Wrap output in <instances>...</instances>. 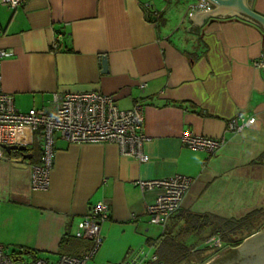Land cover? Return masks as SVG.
<instances>
[{
  "label": "crops",
  "instance_id": "crops-1",
  "mask_svg": "<svg viewBox=\"0 0 264 264\" xmlns=\"http://www.w3.org/2000/svg\"><path fill=\"white\" fill-rule=\"evenodd\" d=\"M2 1L0 48L12 53L0 60L1 87L16 108L49 107L54 92L110 94L123 109L142 102L148 155L138 161L113 142L58 139L45 190L31 187L41 158L36 136L28 157L0 159V243L7 251L28 249L49 261L85 253L91 242L74 237L76 224L103 201L108 219L87 263L156 253L162 233L148 222L146 206L161 188L141 190L138 180L191 178L181 211L229 217L264 208V68L252 63L264 54L259 25L233 13L189 30L194 0H25L16 8ZM243 3L264 15V0ZM237 113L255 122L228 130ZM185 131L225 142L207 156L180 141Z\"/></svg>",
  "mask_w": 264,
  "mask_h": 264
},
{
  "label": "built area",
  "instance_id": "built-area-1",
  "mask_svg": "<svg viewBox=\"0 0 264 264\" xmlns=\"http://www.w3.org/2000/svg\"><path fill=\"white\" fill-rule=\"evenodd\" d=\"M25 0H3L8 8H16ZM198 6H208L206 0H198ZM58 40L56 37L55 41ZM52 47L57 49V42ZM12 52L0 48V60ZM258 68H264V54L252 61ZM145 82L139 87L144 90ZM144 105L135 102L132 107L123 109L117 105L110 94L97 91L77 93L54 92L49 107L30 108L20 111L14 104L13 95L4 92L0 76V159H12L3 145H33L35 136L40 137V163L32 165L31 187L33 190H45L49 184V175L54 162L56 141L70 143L113 142L123 154L138 161L148 160L143 145L146 136L142 133ZM255 122L254 116L246 117L237 113L227 121L228 130L239 132ZM180 141L193 149L203 151L207 156L214 154L225 142L224 136L212 138L194 135L185 131ZM13 160V159H12ZM141 190L161 188V192L152 203L147 204L148 222L158 226L164 233L171 216L180 208L185 194L190 189L192 180L188 176L174 174L170 177L135 182ZM109 209L105 202L96 201L89 212L76 224L74 237L89 240L91 245L81 255L61 254L56 261L43 257L23 260L26 254L9 253L0 243V264H87L98 250L102 237L100 225L108 219ZM205 244L209 248L222 247L218 236H210ZM117 264H163L155 252L140 249Z\"/></svg>",
  "mask_w": 264,
  "mask_h": 264
},
{
  "label": "trees",
  "instance_id": "trees-1",
  "mask_svg": "<svg viewBox=\"0 0 264 264\" xmlns=\"http://www.w3.org/2000/svg\"><path fill=\"white\" fill-rule=\"evenodd\" d=\"M36 137V142L40 145V137ZM13 153L15 152L11 154ZM260 158L261 156L252 162H258ZM172 218V226L161 234L156 247L159 260L163 264H203L207 261L203 254L210 249L205 242L210 236H218L222 247L237 246L246 236L264 226V208H253L238 217L178 209ZM221 250L222 248H218L217 253ZM17 253L28 254L31 259L38 257L28 249L18 250Z\"/></svg>",
  "mask_w": 264,
  "mask_h": 264
},
{
  "label": "water",
  "instance_id": "water-1",
  "mask_svg": "<svg viewBox=\"0 0 264 264\" xmlns=\"http://www.w3.org/2000/svg\"><path fill=\"white\" fill-rule=\"evenodd\" d=\"M190 5L191 10L188 15L192 21V27L189 30L197 32L198 26L206 21H213L220 16H226L233 13L237 16H243L251 22L264 29V15L252 9L243 0H206L208 6L201 8L198 6V0ZM103 71H107L106 56L101 57ZM6 153H19L28 157L27 147L23 145H3ZM205 264H264V229H259L246 237L240 244L226 254L209 260Z\"/></svg>",
  "mask_w": 264,
  "mask_h": 264
},
{
  "label": "rangeland",
  "instance_id": "rangeland-1",
  "mask_svg": "<svg viewBox=\"0 0 264 264\" xmlns=\"http://www.w3.org/2000/svg\"><path fill=\"white\" fill-rule=\"evenodd\" d=\"M13 154H15L16 155V157H19L20 156V154L19 153H13ZM242 215V213H239V215H237L236 217H238V216H241ZM260 229H264V226H261V228ZM246 237H248V236H246ZM245 237V238H246ZM244 238V239H245ZM243 239V240H244ZM242 240V241H243ZM234 247H236V246H234ZM234 247H230V246H228V247H220V248H222V250H221V252H219V253H217L218 251V249H214V248H210V249H208L206 252H204V254H203V256H205V258L207 259V261L206 262H208L209 260H212V259H214V258H217L218 256H220V255H223V254H226L227 252H228V250H231V249H233ZM9 253H11V251H8ZM210 257V258H209ZM209 258V259H208ZM31 259V256L30 255H28V254H26V255H24L23 256V260L24 261H26V260H30ZM51 261H54L53 259H50ZM56 261V260H55ZM206 262H204L203 264H205ZM87 264H89V263H87Z\"/></svg>",
  "mask_w": 264,
  "mask_h": 264
}]
</instances>
